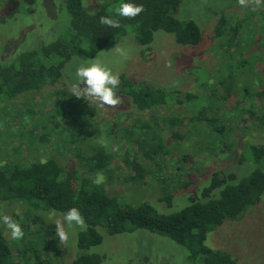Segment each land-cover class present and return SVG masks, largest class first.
<instances>
[{"label": "rangeland", "instance_id": "1", "mask_svg": "<svg viewBox=\"0 0 264 264\" xmlns=\"http://www.w3.org/2000/svg\"><path fill=\"white\" fill-rule=\"evenodd\" d=\"M20 1L0 0L1 62L66 32L69 18L64 0ZM15 4L17 12L8 15ZM119 4V0H82L87 14L103 5L115 12ZM172 17L196 24L201 35L198 45L181 46L172 35L156 31L147 46H140L134 40L133 27L128 26L123 36L93 57L71 58L56 83L0 102V164L8 160L43 162L53 156L64 170L81 169V161L104 150L109 166L89 179L95 183L97 174H102L99 185L116 202L127 206L146 203L163 215L185 207L188 197L198 198L214 172L233 174L237 179L255 170L264 173V163H256L249 151L262 141L264 133V123L256 125L264 105H254L255 93L264 94V6L253 11L237 0H182ZM96 56L134 87L173 92L144 113L121 94L123 103L118 108H99L87 97L73 96L76 68ZM188 93L196 97L191 103L184 97ZM205 120H210L208 125ZM219 126H223L221 133L216 131ZM44 138L47 143L40 141ZM143 153L149 155V161L142 160ZM133 161L147 173L139 180L130 178L134 168L128 166ZM9 211L23 218L21 208ZM38 216L54 226L53 238L42 251L45 253L38 252L30 264H39L46 257L54 264H70L78 253L104 256L102 264H192L183 247L144 230L109 236L96 228L101 242L79 251L76 238L85 229L69 230V241L63 244L55 224L62 216L53 211ZM29 220L36 219L32 215ZM32 222L25 228L28 235L40 226L38 221ZM0 230L13 251L12 243L17 240L11 238L2 220ZM40 233L30 239L37 236L41 240ZM203 245L227 253L237 264H264V194L241 218L208 232Z\"/></svg>", "mask_w": 264, "mask_h": 264}, {"label": "trees", "instance_id": "2", "mask_svg": "<svg viewBox=\"0 0 264 264\" xmlns=\"http://www.w3.org/2000/svg\"><path fill=\"white\" fill-rule=\"evenodd\" d=\"M23 1L28 4L30 0L20 2ZM181 1L123 0L144 6L143 12L134 19H128L108 11L106 4L98 7L93 15L84 11L82 0H64L63 7L69 21L61 38L36 49L18 53L10 61H0V102L56 83L64 64L71 58L84 60L93 57L98 51L109 46L115 38L123 36L128 26L133 27L134 40L140 46H147L156 31L172 35L178 45H198L201 35L196 24L192 21L180 23L172 17ZM16 6L17 4L10 9L8 15L17 12ZM101 16L118 19L120 27L112 28L101 24ZM120 81L117 93L130 98L138 112L151 111L173 92L149 86L134 87L130 80L123 77H120ZM259 91L254 96V105L258 108L262 107L258 105H264V94ZM184 97L186 102L189 100L190 103L196 99L189 93ZM257 100L262 103H257ZM250 115L254 116L253 113ZM205 122L208 125L210 120ZM257 123H264V111L256 125ZM222 128L223 126H219L217 133H221ZM170 137L174 138L175 134ZM40 141L47 143L48 139ZM150 150L156 154L154 148ZM225 150L227 149L224 148L223 152ZM103 151L93 153L86 161H81V169L64 170L59 159L56 160L51 151L52 158L49 157L50 159L43 162L22 164L18 160H8L0 164V213L2 211L3 214L12 216L22 228L24 227L23 239L12 243L13 251L0 230V264H30L38 252L45 253L42 251L45 250L47 242L52 243L54 226L44 222L43 218L38 216L39 213L53 211L63 216L72 207L80 210L87 225L84 232L79 233L76 238L75 244L79 251H85L101 242L96 228H102L109 236L144 230L183 247L187 261L192 264H237L227 253L208 249L203 242L208 232L225 221L238 220L247 209L260 202L264 194L263 172L255 170L240 179L233 174L214 172L209 176L207 185L201 188L198 198L188 197L185 207L172 214L163 215L155 212L146 203L135 206L119 204L106 194L101 185L89 179L91 174L101 172L109 166L110 159ZM249 151L256 163H264V133L262 141L250 146ZM146 156L149 155L143 153V161H149ZM240 160L241 158L238 162ZM130 166L134 168L133 176L130 177L132 180H139L147 174L141 167H135L134 161L129 163L128 167ZM163 199L170 201L168 197ZM15 207L22 209L26 220L32 215L36 220L27 222L24 215L20 219L10 211L6 212ZM32 221H38L40 226L38 231L28 235V229L25 228L34 224ZM39 232H42L41 240L37 236L35 240L30 239ZM48 232L51 233L49 236ZM103 261L104 256L78 253L70 264H102ZM39 264L54 262L50 257H46Z\"/></svg>", "mask_w": 264, "mask_h": 264}, {"label": "clouds", "instance_id": "3", "mask_svg": "<svg viewBox=\"0 0 264 264\" xmlns=\"http://www.w3.org/2000/svg\"><path fill=\"white\" fill-rule=\"evenodd\" d=\"M237 3L243 8H251L255 11L257 8L264 6V0H237ZM144 11L143 5L133 2H122L115 8L116 15L123 18L134 19ZM93 15L95 13H92ZM100 23L112 28H119L120 21L110 16H101ZM122 55L127 57L123 49H118ZM75 81L71 84L72 95L77 98H85L94 101L99 108H118L123 103V99L117 93L121 83L119 74L114 72L100 56L89 59L81 63L74 73ZM115 150V149H114ZM104 177L97 174L96 184L102 183ZM0 220L10 231L11 238L14 240L23 239L24 230L12 216L0 215ZM56 234L60 243L67 244L69 241V230L79 227L81 230L87 227L86 221L80 210L76 207L70 208L65 212L61 219L55 221Z\"/></svg>", "mask_w": 264, "mask_h": 264}]
</instances>
